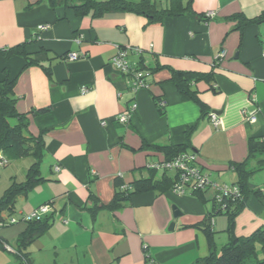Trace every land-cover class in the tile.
<instances>
[{
    "label": "crops",
    "instance_id": "1",
    "mask_svg": "<svg viewBox=\"0 0 264 264\" xmlns=\"http://www.w3.org/2000/svg\"><path fill=\"white\" fill-rule=\"evenodd\" d=\"M150 1L163 9L188 0ZM190 8L149 22L130 11L77 16L49 0H0V50L24 43L33 60L26 64L21 55L0 54V89L5 73L15 78V108L28 113V133L42 131L44 140V180L15 205L19 221L0 227V264H20L13 250L28 224L20 219L45 202L51 223L24 249L30 264H198L208 254L201 222L212 206L211 188L204 200L150 190L133 194L122 206H107L116 180L127 185L151 174L174 176L148 167L166 159L155 146L188 143L210 178L229 185L237 180L231 165L247 158L249 138L264 139V0H190ZM208 11L214 16L206 17ZM254 18L258 21L243 25ZM45 23L49 27L39 31ZM117 46L142 50L129 57L149 71L147 87L129 89L127 77L110 63ZM70 51L81 56L67 60ZM169 68L213 72L212 80L192 86L206 113L181 97ZM161 99L163 108L157 104ZM133 102L131 118L115 120ZM40 108L48 110L31 112ZM211 112L218 126L211 123ZM260 159L264 154L251 157L247 167L256 169ZM260 180L251 182L263 194H250L235 216L236 236L264 228ZM172 205L181 212L177 217ZM212 222L214 241L227 243V216L217 214Z\"/></svg>",
    "mask_w": 264,
    "mask_h": 264
},
{
    "label": "trees",
    "instance_id": "2",
    "mask_svg": "<svg viewBox=\"0 0 264 264\" xmlns=\"http://www.w3.org/2000/svg\"><path fill=\"white\" fill-rule=\"evenodd\" d=\"M52 5H63L74 11L77 16H83L91 13L92 16H100L109 10L130 11L144 15L149 18V22L161 21L165 16L179 15L185 11L190 12V0L183 6L180 3L172 5L168 8L158 9L150 0H140L137 2L128 0H49ZM238 17V16H235ZM258 21L257 18L245 19V23ZM241 26V25H240ZM0 54L6 59L13 55H21L26 59V64L33 63L32 58L26 53L24 43L1 49ZM219 57H217L213 66L217 65ZM171 71V81L176 86L179 94L184 100L195 102L202 114L206 113L207 106L198 97V91L192 86L197 80L210 81L213 79V72L200 73L169 68ZM15 78H10L5 73L4 79L1 81L0 89V153L9 157L20 158L30 156L33 162L29 165L25 179L22 181L12 180L10 185L0 195V220L5 216L15 212L16 201L20 196H25L37 183L44 180L40 173V163L42 160V152L44 148L43 132L38 135L28 133L27 126L29 124L28 113H20L15 108L17 98L13 93ZM214 89L213 86H210ZM48 108H40L32 113H42ZM163 113V110H160ZM9 119H14L15 123L11 124ZM187 144L177 146H155L162 150L166 159L171 158L174 154L181 150L187 149ZM264 154V139L251 137L248 140L247 158L242 162L231 165L236 172L237 180L230 185L237 187L235 194L230 193L226 198L227 204L224 208L219 207L214 200V194L211 197V209L202 220V227L207 238L209 252L207 255L198 259V264H264V228H258L248 235L236 236L233 232L234 219L240 209L245 205L247 197L252 194L261 196L263 190L261 187L254 185L250 178L255 170L264 168V159L259 160V167L249 169L247 161L252 157ZM7 164V161L2 163ZM153 172L154 169H151ZM164 172V171H163ZM164 172L160 179H154L151 174L146 178H139L128 183L130 188H121L123 182L116 180V190L113 199L109 204L110 208L122 206L133 194L155 190L164 192L171 190L176 179V174L171 177ZM205 190H194L190 194L203 199ZM47 203V202H45ZM217 214L227 216L226 232L229 240L225 243L220 251L216 250L214 241V232L211 229L213 218ZM26 229L19 235L18 249L15 255L20 264L23 255L29 262V257L24 249L39 234H41L51 223V219L47 216L41 219L31 220L27 222ZM30 263V262H29Z\"/></svg>",
    "mask_w": 264,
    "mask_h": 264
},
{
    "label": "built area",
    "instance_id": "3",
    "mask_svg": "<svg viewBox=\"0 0 264 264\" xmlns=\"http://www.w3.org/2000/svg\"><path fill=\"white\" fill-rule=\"evenodd\" d=\"M205 15L206 17H213L214 12L208 11ZM48 27L49 24H39L37 29L42 31L46 30ZM130 53L140 54L142 53V50L140 48L134 49L128 46H117L116 52L110 59V63L127 77L129 89L131 91H136L148 86L146 77L149 74V71L139 64L132 62L129 57ZM80 56L81 54L79 52L70 51L65 55V58L67 60H75ZM86 89L87 88L85 87L82 88L83 91ZM157 104L161 108L165 107V101L163 99L159 100ZM136 107V102H133L127 110L119 113L115 117V120L121 123L127 122L131 118ZM209 116L211 123L214 126H218L219 118L217 114L211 112ZM255 119L256 116L254 114L249 116L250 121H254ZM3 162H5V160L0 158V163L2 164ZM148 167L154 170L173 171L176 174V179L171 190L178 194H190L194 190L213 189L215 203L222 208L228 203L226 198L230 193L235 194V192H237V187L235 185H221L213 181L209 174L199 165L195 153L188 149L179 151L169 159L159 162H151ZM55 169L58 170L59 166H55ZM121 188H129V186L123 184L121 185ZM49 208V203H43L29 214L23 215L20 220L29 222L31 220L41 219L47 215ZM18 221L19 219L17 220L15 217L8 215L0 220V227L8 226ZM13 252L17 253V250H13ZM20 257L21 264H30L23 255H20Z\"/></svg>",
    "mask_w": 264,
    "mask_h": 264
},
{
    "label": "rangeland",
    "instance_id": "4",
    "mask_svg": "<svg viewBox=\"0 0 264 264\" xmlns=\"http://www.w3.org/2000/svg\"><path fill=\"white\" fill-rule=\"evenodd\" d=\"M10 123L13 124L15 123L14 119H9ZM0 158L4 159L7 161L6 165H3L0 163V195L2 192L10 185L12 180L16 181H22L25 179L26 171L29 167V165L34 161L32 157L27 156V157H20V158H14V157H9L7 155H4L0 153ZM173 172V171H171ZM254 177H257L260 180V184H264V170L256 171L253 176L251 177V180H253ZM213 190V189H212ZM211 191V190H210ZM212 192V191H211ZM214 192V191H213ZM22 197L20 196L17 199L16 205L19 200ZM17 211H15L13 215H16ZM225 244V240L222 242L217 238L215 240V246L216 250L220 251L221 247Z\"/></svg>",
    "mask_w": 264,
    "mask_h": 264
},
{
    "label": "water",
    "instance_id": "5",
    "mask_svg": "<svg viewBox=\"0 0 264 264\" xmlns=\"http://www.w3.org/2000/svg\"><path fill=\"white\" fill-rule=\"evenodd\" d=\"M214 113H216V112H214ZM218 113H219V111H218ZM171 209H172V214L174 217H177L178 215H180L181 212L175 205H172ZM173 226H174V222H170L168 229H172Z\"/></svg>",
    "mask_w": 264,
    "mask_h": 264
}]
</instances>
